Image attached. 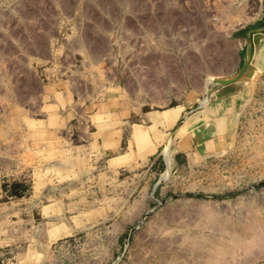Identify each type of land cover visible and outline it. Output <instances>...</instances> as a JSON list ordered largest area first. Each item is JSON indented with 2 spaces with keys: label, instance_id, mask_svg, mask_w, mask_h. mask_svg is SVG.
Wrapping results in <instances>:
<instances>
[{
  "label": "rangeland",
  "instance_id": "rangeland-1",
  "mask_svg": "<svg viewBox=\"0 0 264 264\" xmlns=\"http://www.w3.org/2000/svg\"><path fill=\"white\" fill-rule=\"evenodd\" d=\"M262 26L264 0H0V135L24 109L31 135H55L38 124L43 111L54 118L57 73L48 70L55 68L67 84L72 68L97 79L137 69L138 97L148 103L151 94L160 104L199 90L209 95L240 70L241 42ZM247 108L234 135L212 141L206 154L182 153L179 163L159 164L157 176L138 172V179H151L149 189L120 185L125 175L102 171L104 163L88 172L58 170L52 156L41 177L57 219L47 220L50 238L40 259L264 264V99L251 97ZM74 130L68 124L58 134ZM32 183L23 172L0 173L10 197ZM144 191L153 203L143 201Z\"/></svg>",
  "mask_w": 264,
  "mask_h": 264
},
{
  "label": "crops",
  "instance_id": "crops-1",
  "mask_svg": "<svg viewBox=\"0 0 264 264\" xmlns=\"http://www.w3.org/2000/svg\"><path fill=\"white\" fill-rule=\"evenodd\" d=\"M239 67L230 81L209 95L199 90L164 104L155 94L149 103L138 97L137 69L120 68L97 79L85 68H72L69 84L59 77L63 70H48L57 73L53 83L57 102L54 118L48 120L50 114L43 111L38 124L55 135H31L25 109L21 115L13 113L8 135H0V143H5L0 173L23 172L33 180L29 190L16 197L0 187V264H45L38 255L46 251L50 238L47 220L57 218L48 212L46 179L41 174L52 156L58 170L88 172L90 166L104 163L102 171L125 175L120 185L149 189L151 179H138V172L157 176L159 164L179 163L182 153L193 155L196 149L197 154H206L212 141L234 135L251 97L264 99V26L243 38ZM42 92L46 96L47 89ZM68 124L77 135L58 134ZM141 194L146 204L153 203L150 192Z\"/></svg>",
  "mask_w": 264,
  "mask_h": 264
},
{
  "label": "bare ground",
  "instance_id": "bare-ground-1",
  "mask_svg": "<svg viewBox=\"0 0 264 264\" xmlns=\"http://www.w3.org/2000/svg\"><path fill=\"white\" fill-rule=\"evenodd\" d=\"M217 1H219V0H217ZM194 2H195V1H194ZM211 3H212V2H211ZM216 3H217V2H216ZM216 3H215V4H216ZM223 3H224V2H223ZM226 3H229V2H226ZM221 4H222V3H221ZM226 5L228 6V4H226ZM216 6L219 7V6H221V5L216 4ZM224 6H225V5H224ZM219 8H220V7H219ZM216 10H220V9H216ZM225 10H226V9H225ZM225 10H224V11H225ZM229 10H230V9H229ZM205 11H206V10H205ZM207 11H208V10H207ZM207 11H206V12H207ZM220 11H223V10H220ZM237 11H238V10H237ZM239 11H240V10H239ZM217 12H218V11H217ZM217 12H216V15H217ZM228 12H229V11H228ZM231 12H232V10H231ZM232 13L235 14V11L232 12ZM236 13H237V12H236ZM204 14H205V13H204ZM204 14H203V15H204ZM221 14H222V12H221ZM216 15H214V16H216ZM225 15H226V14H225ZM207 16H208V15H207ZM212 16H213V15H212ZM217 16H218V15H217ZM222 16H223V15H222ZM222 16H221V17H222ZM233 16H234V15H233ZM238 16H239V15H238ZM204 17H205V15H204ZM226 17H227V16H226ZM226 17H225L224 19H226ZM214 18H216V17H214ZM218 18H219V17H218ZM227 18H228V17H227ZM229 18H230V16H229ZM234 18H235V16H234ZM234 18H233V20H234ZM236 18H237V17H236ZM197 19H198V18H197ZM202 19H203V18H202ZM216 19H217V18H216ZM224 19H223V20H224ZM231 19H232V18H231ZM237 19H239V18H237ZM199 20H200V19H199ZM242 20H243V19H242ZM203 21H204V20H203ZM225 21H226V20H225ZM237 21H238V20H237ZM239 21H240V19H239ZM243 21H244V20H243ZM168 23H169V22H168ZM219 23H220V22H219ZM233 23L235 24V21H234V22L232 21V23L229 22L230 25L233 24ZM220 24H221V23H220ZM224 24H225V23H224ZM234 24H233V25H234ZM218 25H219V24H218ZM220 26L222 27V25H220ZM209 62H210V61H209ZM212 67H213V66H212ZM214 67H215V66H214ZM175 70H176V69H175ZM175 72H176V71H175ZM102 85H103V84H102ZM0 93H1V92H0ZM3 93H4V92H3ZM1 112H2V110H1ZM1 120H2V119H1ZM2 125H3V124H2ZM15 143H16V142H15Z\"/></svg>",
  "mask_w": 264,
  "mask_h": 264
}]
</instances>
